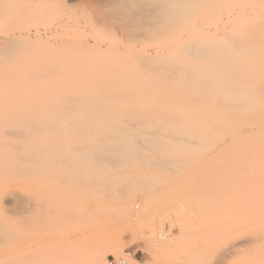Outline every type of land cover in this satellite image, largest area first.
Masks as SVG:
<instances>
[{"label":"rangeland","instance_id":"rangeland-1","mask_svg":"<svg viewBox=\"0 0 264 264\" xmlns=\"http://www.w3.org/2000/svg\"><path fill=\"white\" fill-rule=\"evenodd\" d=\"M194 1L142 45L0 0V264H264V0Z\"/></svg>","mask_w":264,"mask_h":264},{"label":"bare ground","instance_id":"bare-ground-1","mask_svg":"<svg viewBox=\"0 0 264 264\" xmlns=\"http://www.w3.org/2000/svg\"><path fill=\"white\" fill-rule=\"evenodd\" d=\"M35 1V0H34ZM100 5H104L107 14L110 12L113 17L112 21H117L114 27L118 28L126 35L129 42H136L143 45L142 39L154 38L157 30L158 20L162 19L169 23L175 22L179 19L180 15L186 14L191 11L195 6L194 0H99ZM2 8V7H1ZM2 12V11H1ZM0 12V22L3 19ZM93 12V11H92ZM104 12V11H103ZM228 13V12H226ZM247 13V10H246ZM213 14V13H212ZM109 15V14H108ZM222 17V16H221ZM66 19V18H65ZM107 16L102 13L98 24L106 26ZM238 19V18H237ZM4 20V19H3ZM110 20V19H109ZM179 21V20H178ZM177 21V22H178ZM78 22V21H77ZM76 22V23H77ZM240 22V21H238ZM75 23V24H76ZM92 23V22H91ZM229 23V22H228ZM237 23V22H236ZM174 24V23H173ZM62 25V24H61ZM66 26V25H65ZM85 27V26H84ZM86 28V27H85ZM228 28V27H227ZM252 28V27H251ZM9 29V28H8ZM44 29V28H43ZM253 29V28H252ZM250 29V30H252ZM19 30V29H17ZM37 30V29H36ZM34 30V31H36ZM87 30V29H86ZM112 30V29H111ZM114 30V29H113ZM112 30V31H113ZM32 31V30H31ZM52 31V30H51ZM191 31V30H190ZM39 32L36 31V33ZM41 32V31H40ZM59 32V31H58ZM89 32V31H88ZM189 33V31H187ZM18 33V32H16ZM20 33V32H19ZM31 33V32H30ZM35 33V32H34ZM35 33V34H36ZM44 33V32H43ZM52 33V32H50ZM83 33V32H82ZM251 33V32H250ZM26 34V32H25ZM33 34V33H32ZM206 34V33H205ZM15 32L13 30L0 31V39H3L8 45L15 43ZM21 35V34H20ZM93 35V34H92ZM186 35V33H185ZM195 35V34H194ZM252 35V34H251ZM23 36V35H22ZM30 36H32L30 34ZM36 36V35H35ZM41 36V34H40ZM95 36V35H94ZM93 36V37H94ZM187 36V35H186ZM43 37V36H42ZM94 37L93 41L96 42ZM21 38V37H20ZM19 38V39H20ZM250 38V37H249ZM43 39V38H42ZM91 39V40H92ZM187 39V38H186ZM190 39V38H189ZM44 40V39H43ZM89 40V39H88ZM82 41V40H81ZM98 41V40H97ZM151 41V39H150ZM182 41V39H181ZM250 41V39H249ZM101 42V41H100ZM256 42V41H255ZM261 42V41H260ZM19 43V42H18ZM85 43V41H84ZM89 43V42H88ZM92 43V42H91ZM94 43V42H93ZM259 43V42H258ZM263 44V42H261ZM16 44V43H15ZM99 44V43H98ZM100 44H103L102 42ZM99 44V45H100ZM105 44V43H104ZM104 44L102 46H104ZM107 44V43H106ZM118 44V43H117ZM116 44V45H117ZM109 45V44H108ZM113 45V44H112ZM106 46V45H105ZM110 46V45H109ZM115 46V45H113ZM112 46V47H113ZM253 46V45H252ZM13 47V46H11ZM110 47V48H112ZM119 47V46H118ZM127 47V46H126ZM131 47V46H130ZM158 47V46H157ZM167 47V46H166ZM189 47V46H188ZM117 48V47H115ZM134 48V46H133ZM152 48V47H151ZM160 48V47H159ZM17 49V48H16ZM138 50V48L136 47ZM135 49V50H136ZM141 49V48H140ZM139 49V50H140ZM146 49V48H145ZM144 49V50H145ZM154 49V48H153ZM131 50V49H130ZM143 50V49H142ZM156 50V49H155ZM196 50V49H195ZM147 51V50H146ZM156 52V51H154ZM203 52V51H201ZM207 52V51H206ZM9 53V52H8ZM130 53V52H129ZM164 54V53H163ZM149 55V54H147ZM6 58V57H5ZM128 59V58H127ZM68 64V63H67ZM67 67V66H66ZM70 67V66H68ZM175 69V68H174ZM179 69V68H178ZM171 71V70H170ZM150 78V77H149ZM245 122V120H244ZM72 125V124H71ZM38 135V134H37ZM40 135V134H39ZM42 147L44 151H35L33 157L45 159H58L59 160V132H50L42 137ZM24 144V143H23ZM42 147H37L41 150ZM96 153V152H95ZM97 154L94 155V157ZM92 156V155H91ZM83 162L86 161L82 158ZM107 191V190H106ZM2 194V192H1ZM29 201H32L28 199ZM34 204V203H33ZM36 205V204H35ZM30 208V207H29ZM28 208V209H29ZM26 209V208H23ZM32 209V208H31ZM27 210V209H26ZM18 211V210H17ZM83 211V210H82ZM21 212V211H20ZM29 215V214H28ZM1 237V236H0ZM2 241V240H1ZM102 255L95 254V261L97 263L102 261ZM122 260V259H120ZM125 261V260H124ZM127 264V262H126Z\"/></svg>","mask_w":264,"mask_h":264},{"label":"built area","instance_id":"built-area-1","mask_svg":"<svg viewBox=\"0 0 264 264\" xmlns=\"http://www.w3.org/2000/svg\"><path fill=\"white\" fill-rule=\"evenodd\" d=\"M109 264H126V261H124V260H116L115 258H111L109 260Z\"/></svg>","mask_w":264,"mask_h":264}]
</instances>
